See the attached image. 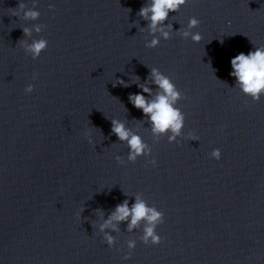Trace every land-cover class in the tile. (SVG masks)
I'll return each mask as SVG.
<instances>
[{
    "label": "clouds",
    "instance_id": "1",
    "mask_svg": "<svg viewBox=\"0 0 264 264\" xmlns=\"http://www.w3.org/2000/svg\"><path fill=\"white\" fill-rule=\"evenodd\" d=\"M188 0H149L138 11V15L148 22L147 27L153 38L146 43L148 48H156L160 44V39L169 40L171 33L174 31L172 24L165 23L169 19L170 13H176ZM49 7H52L51 5ZM19 12H23V18L26 20H37L39 18V11L35 9H25L24 3L18 4ZM131 11V9H129ZM200 21L195 17L190 18L186 29L179 30L178 34L184 39L189 37L195 43L202 40L199 33H193L191 29L197 28ZM35 30L40 31V27L36 26ZM25 36H29L30 30L25 27L23 29ZM177 31V30H176ZM156 33L160 36L157 37ZM22 45L24 41H21ZM48 42L46 40H35L27 46V51L32 53V58L39 57L42 51L47 48ZM231 76L236 78L237 83L241 87L244 94L252 97L254 101L260 99L261 94H264V47H256L254 51H250L247 55L241 52L231 59ZM138 79H140L137 76ZM120 84L128 87L123 80ZM150 85H156L157 91L153 97V88ZM142 90L140 93L130 94L128 99L130 103L137 109L142 110L144 115L148 118L153 134H166L171 132L168 141L174 142L176 137L180 134L184 126L185 116L183 112L176 107L178 101L184 99L183 93L177 88L169 76L163 74L158 68H151L149 77L144 83L137 84ZM33 85L29 84L25 88L26 93L33 92ZM144 94H147L144 95ZM151 97V98H150ZM111 133L115 135L119 141L126 142L130 151L128 154V162H135L138 157L151 154V149L144 142L141 136L133 133L124 123L117 119L111 120ZM195 139V137H193ZM89 143L92 140L89 139ZM211 157L219 160L221 152L219 149H214ZM117 163L123 165L125 161L116 156ZM153 166L156 160L149 161ZM131 217L128 223V230L131 231L140 223L141 220L147 221L148 225L144 229L142 242L145 245H158L161 243V237L156 232V227L164 222V213L157 211L155 208L148 207L142 200L137 199L136 203L129 208L128 201L116 205L115 211L111 213L108 220L101 226V230L112 225L113 221H126ZM105 241L109 247L114 245L113 237L106 235ZM128 249L132 250L136 247L134 241L128 242ZM131 251L125 255L124 259H130Z\"/></svg>",
    "mask_w": 264,
    "mask_h": 264
}]
</instances>
